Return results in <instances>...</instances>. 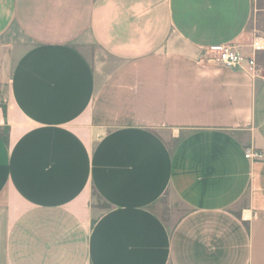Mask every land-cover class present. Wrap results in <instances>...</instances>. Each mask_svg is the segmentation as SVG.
<instances>
[{
    "label": "crops",
    "instance_id": "crops-1",
    "mask_svg": "<svg viewBox=\"0 0 264 264\" xmlns=\"http://www.w3.org/2000/svg\"><path fill=\"white\" fill-rule=\"evenodd\" d=\"M257 37L263 0H0V264H264V76L206 60Z\"/></svg>",
    "mask_w": 264,
    "mask_h": 264
},
{
    "label": "built area",
    "instance_id": "built-area-1",
    "mask_svg": "<svg viewBox=\"0 0 264 264\" xmlns=\"http://www.w3.org/2000/svg\"><path fill=\"white\" fill-rule=\"evenodd\" d=\"M206 60L228 69H239L248 72L254 78H261L263 67L259 63L264 53V37H257L248 46L216 44L207 48ZM260 158L261 154L252 149L246 151V158Z\"/></svg>",
    "mask_w": 264,
    "mask_h": 264
},
{
    "label": "rangeland",
    "instance_id": "rangeland-1",
    "mask_svg": "<svg viewBox=\"0 0 264 264\" xmlns=\"http://www.w3.org/2000/svg\"><path fill=\"white\" fill-rule=\"evenodd\" d=\"M263 2H264V0H263ZM18 39H20L21 41H23V39L22 38H19L18 37ZM19 40V41H20ZM259 63L262 65V67H263V76H264V54H262L261 55V57H260V59H259ZM166 201H167V203H169V201L170 202H173V203H175V200H174V198L172 197H168L167 199H166ZM173 208H176V213L178 214V215H183V214H185V213H187V209L184 207V206H182V205H180L179 203H177V205L176 206H173ZM168 207H167V205H166V212H168Z\"/></svg>",
    "mask_w": 264,
    "mask_h": 264
}]
</instances>
